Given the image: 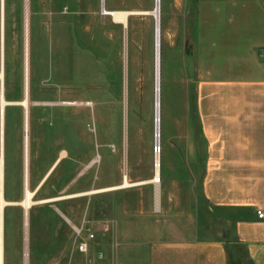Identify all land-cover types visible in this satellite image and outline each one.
<instances>
[{"label": "rangeland", "instance_id": "374dc122", "mask_svg": "<svg viewBox=\"0 0 264 264\" xmlns=\"http://www.w3.org/2000/svg\"><path fill=\"white\" fill-rule=\"evenodd\" d=\"M197 4L161 0L158 205L152 182L35 205L29 213V264H150L153 242L227 233L201 188L207 144L197 97L199 60L210 53L215 75L208 76L222 75L224 56L232 55L222 38L234 32L232 20L238 17L229 7L216 10L211 4L198 10ZM104 7L145 12L154 8V0H104ZM25 10L26 0H0V69L4 96L12 102L24 97ZM28 10L30 190L60 159L34 199L117 186L125 171L129 181L151 180L156 144L153 16L130 15L124 28L101 14V0H29ZM4 114V196L19 201L25 174L24 108L10 105ZM99 223H108L110 230L98 231ZM74 226L82 229L80 234ZM4 228V264H23L20 205L5 207ZM91 233L89 250L79 251V241ZM235 248L241 258L233 251L232 264H250L246 246Z\"/></svg>", "mask_w": 264, "mask_h": 264}, {"label": "crops", "instance_id": "0c3cea01", "mask_svg": "<svg viewBox=\"0 0 264 264\" xmlns=\"http://www.w3.org/2000/svg\"><path fill=\"white\" fill-rule=\"evenodd\" d=\"M199 3L195 9L216 4V10L229 7L238 17L232 20L234 32L222 38L224 48L232 50L224 56L222 75L208 76L215 75L210 53L199 60L197 97L207 144L201 188L210 212L228 231L214 238L153 242L150 264H230L238 243L254 264H264V217L257 214L264 211V0ZM215 210L222 213L216 216Z\"/></svg>", "mask_w": 264, "mask_h": 264}, {"label": "bare ground", "instance_id": "6f19581e", "mask_svg": "<svg viewBox=\"0 0 264 264\" xmlns=\"http://www.w3.org/2000/svg\"><path fill=\"white\" fill-rule=\"evenodd\" d=\"M28 1L26 0V10H25V17H26V28H25V53H24V97L20 102H12L5 98L3 93V82H4V69L3 66L0 69V264H4L5 256H4V235H5V228H4V209L6 206L10 205H20L24 211V262L23 264H29V213L30 210L38 204L64 199V198H71L74 196L84 195V194H96L102 193L112 190H119V189H127L139 185L146 184L148 182H152L157 185L156 191V205L159 203V190L158 185L161 182V148H160V135H161V0H154V8L150 11L145 12H138V11H129V10H111V9H102L105 10V13L102 15L110 16L111 19L118 24H121L124 28L128 26L129 16L134 14L145 13L148 15L153 16L155 19V104H154V111H155V142L156 145L159 146L160 151L155 153L154 156V168H153V177L151 180H143L132 182L129 181L127 172L125 171L123 174V181L120 185L101 188L96 190L88 191L87 193H80L76 195H69L64 197H56L46 200H35L34 194L38 191L39 187L42 185L44 180L48 177V175L53 171L56 165L59 163L60 159L56 160L51 169L47 172L45 177L42 179L40 184L37 188L32 191L29 188V146H30V99H29V10H28ZM101 3H104V0H101ZM1 10H4V5L1 3ZM5 27V23L3 19H1V28ZM0 51L1 57H3V41H0ZM3 63V61L1 62ZM77 102H73L71 104H76ZM10 105H21L24 108V129H23V162H24V191L23 197L19 201H9L4 196V172H5V161H4V112L6 107ZM127 139V134L125 132V141ZM126 163V162H125Z\"/></svg>", "mask_w": 264, "mask_h": 264}, {"label": "built area", "instance_id": "2783aa9c", "mask_svg": "<svg viewBox=\"0 0 264 264\" xmlns=\"http://www.w3.org/2000/svg\"><path fill=\"white\" fill-rule=\"evenodd\" d=\"M159 152L160 151V148H159V150H155V153L156 152ZM257 214H258V217L259 218H263L264 217V211H263V209H258L257 210ZM75 227V230H76V232L78 233V234H80L81 233V231H82V229L81 228H79V227H76V226H74ZM97 230L98 231H109L110 230V226H109V224L108 223H99L98 225H97ZM95 237V234L94 233H91V234H89V237H87V238H84V239H81L80 241H79V243H78V249H79V251H81V252H87L88 250H89V243H88V241L90 240V239H93Z\"/></svg>", "mask_w": 264, "mask_h": 264}, {"label": "water", "instance_id": "95a60500", "mask_svg": "<svg viewBox=\"0 0 264 264\" xmlns=\"http://www.w3.org/2000/svg\"><path fill=\"white\" fill-rule=\"evenodd\" d=\"M155 2H156V0H155ZM102 9H104V3H101V14H104V13H105V10L102 11ZM131 15H134V13H132ZM2 61H3V57H1V62H2ZM155 150H159V146H157L156 144H155ZM50 174H51V173H50ZM50 174H49V175H50ZM49 175H48V177H49ZM48 177H47V178H48ZM47 178H46V179H47ZM46 179L44 180V182L46 181ZM44 182L42 183V185L44 184ZM42 185L39 187V189L42 187ZM39 189H38V190H39Z\"/></svg>", "mask_w": 264, "mask_h": 264}, {"label": "trees", "instance_id": "16d2710c", "mask_svg": "<svg viewBox=\"0 0 264 264\" xmlns=\"http://www.w3.org/2000/svg\"><path fill=\"white\" fill-rule=\"evenodd\" d=\"M244 250V249H243ZM235 253H236V255H237V257H238V260L241 258L240 257V255H239V251H238V249L237 248H235L234 250H233ZM232 251V252H233ZM246 254V256H248V253H247V251L245 250L244 251V255ZM248 259H249V262H250V264H254V262L248 257ZM230 264H232V262L230 261Z\"/></svg>", "mask_w": 264, "mask_h": 264}]
</instances>
